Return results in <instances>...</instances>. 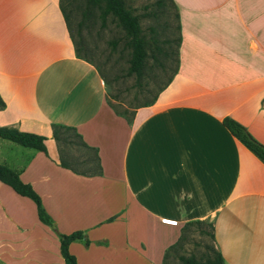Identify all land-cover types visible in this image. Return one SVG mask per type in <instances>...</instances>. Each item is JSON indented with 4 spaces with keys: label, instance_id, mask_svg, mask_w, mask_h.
Segmentation results:
<instances>
[{
    "label": "crops",
    "instance_id": "1",
    "mask_svg": "<svg viewBox=\"0 0 264 264\" xmlns=\"http://www.w3.org/2000/svg\"><path fill=\"white\" fill-rule=\"evenodd\" d=\"M172 2L177 70L128 121L78 57L60 0H0V127L42 134L47 150L0 137V163L53 222L0 180V264H66L57 234L72 231L83 233L69 244L77 264H162L198 220L227 264H264V162L223 124L264 145V0ZM58 124L97 148L101 173L59 164Z\"/></svg>",
    "mask_w": 264,
    "mask_h": 264
},
{
    "label": "rangeland",
    "instance_id": "2",
    "mask_svg": "<svg viewBox=\"0 0 264 264\" xmlns=\"http://www.w3.org/2000/svg\"><path fill=\"white\" fill-rule=\"evenodd\" d=\"M125 1L139 15L142 35L148 43L140 77L127 73L132 48L111 15L103 21L99 9L87 0H64L63 5L79 54L97 68L105 82L107 105L132 118L134 110L151 102L176 72L181 23L178 7L171 0ZM71 141L67 145L79 150ZM210 233L211 224L191 222L183 230L181 246L169 253L165 264H182L179 255H205L207 247L212 246Z\"/></svg>",
    "mask_w": 264,
    "mask_h": 264
},
{
    "label": "trees",
    "instance_id": "3",
    "mask_svg": "<svg viewBox=\"0 0 264 264\" xmlns=\"http://www.w3.org/2000/svg\"><path fill=\"white\" fill-rule=\"evenodd\" d=\"M89 4L94 7H97L100 11V16L104 21L105 18L109 15L112 16L114 21L117 23L118 27H120L128 37L129 44L132 48L131 58L129 60V68L127 73L136 74L137 77L142 76V72L144 71L146 59H147V41L144 40L142 35V27L140 24L139 15L134 14L130 8L127 7L125 0H87ZM172 1V0H171ZM64 0H60L59 6L61 7L64 17L66 19V23L68 25L70 34L72 36V31L69 25V17L65 12L64 8ZM90 5V6H91ZM73 37V36H72ZM71 37V39H72ZM73 40V39H72ZM181 37H178L177 40V56L179 52V47L181 44ZM76 53L79 58H82L79 54V48L76 46L74 41ZM87 61V60H86ZM172 78V77H171ZM171 78L168 80L170 82ZM168 82L160 89L162 90ZM159 90V91H160ZM158 94V93H157ZM157 96V95H156ZM156 97L149 103H145L143 105H139L138 107L151 105L155 101ZM3 100L0 97V108H3ZM264 102V99H263ZM114 113L119 117H124L128 121L131 120V116L129 117L126 113H119L115 109H112ZM223 124L229 129V131L237 137L240 142L249 149L252 153H254L257 157H259L264 162V145L257 141L256 138L252 136V134L239 123L238 121L226 117L223 120ZM54 138L58 144L59 150V164L65 167H69L71 170L75 171V173L90 176L92 174L101 173V162L97 153V148L94 146L87 145L82 138H80V134L76 132L73 127L65 126V125H54L52 127ZM0 137L9 138L11 141H14L23 146H32L36 147L40 150H43L44 153H47L46 146L44 143L45 138L42 134L31 132V131H19L16 129H12L11 127H0ZM68 140H67V138ZM74 138L72 141L70 139ZM73 142L76 146L79 147V150L71 149L70 146L67 145L69 142ZM0 180L9 184V186L18 194L22 196L30 197L34 203H36L38 217L44 224L53 226V222L47 213L45 207L41 203L42 198L40 194L34 189V187L28 183L23 182L20 179L19 173L15 170L10 169V166L7 164L0 163ZM199 222V220L197 221ZM203 222V221H202ZM191 223V222H190ZM189 223V224H190ZM188 224V225H189ZM186 228V227H185ZM184 228V229H185ZM183 233V230H182ZM60 240V251L64 258L66 264H77L76 258L69 251V244L71 241L82 239L83 233L82 231H72L69 233L58 232L57 234ZM210 236L213 238L212 233ZM182 234L180 238L174 243L171 244L164 252V260L162 264H165L166 259L169 253H174L181 246ZM88 243V240H86ZM178 259L182 262V264H227L220 253L219 250L215 249L213 246L207 247V252L202 257H196L193 254H189L188 256L179 255Z\"/></svg>",
    "mask_w": 264,
    "mask_h": 264
}]
</instances>
